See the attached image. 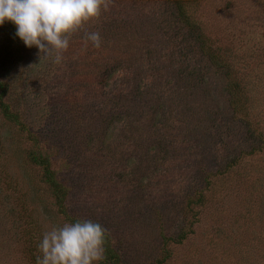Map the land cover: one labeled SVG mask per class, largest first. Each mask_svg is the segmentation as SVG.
Returning <instances> with one entry per match:
<instances>
[{
  "label": "rangeland",
  "instance_id": "obj_1",
  "mask_svg": "<svg viewBox=\"0 0 264 264\" xmlns=\"http://www.w3.org/2000/svg\"><path fill=\"white\" fill-rule=\"evenodd\" d=\"M107 3L59 64L0 26V264L76 219L101 264H264V0Z\"/></svg>",
  "mask_w": 264,
  "mask_h": 264
},
{
  "label": "clouds",
  "instance_id": "obj_2",
  "mask_svg": "<svg viewBox=\"0 0 264 264\" xmlns=\"http://www.w3.org/2000/svg\"><path fill=\"white\" fill-rule=\"evenodd\" d=\"M107 0H0V26H15V36L26 47L35 46L54 62L63 60L71 35L107 10ZM99 32L85 34V42L101 46ZM107 229L92 219H76L54 226L37 244L36 264H101L106 259Z\"/></svg>",
  "mask_w": 264,
  "mask_h": 264
},
{
  "label": "trees",
  "instance_id": "obj_3",
  "mask_svg": "<svg viewBox=\"0 0 264 264\" xmlns=\"http://www.w3.org/2000/svg\"><path fill=\"white\" fill-rule=\"evenodd\" d=\"M4 113L10 120L15 121L16 124L22 123V121L19 119V115L16 112L12 111L9 106L4 107ZM35 160L37 164L44 168L45 178L53 185L55 193H57L59 197L63 196L64 200V197L66 195L65 191L63 190V187L54 179V173L49 169L47 159L37 157ZM111 264H116V262H111Z\"/></svg>",
  "mask_w": 264,
  "mask_h": 264
}]
</instances>
